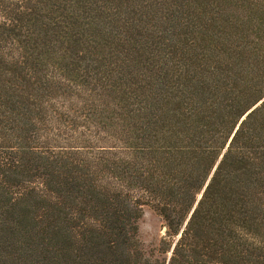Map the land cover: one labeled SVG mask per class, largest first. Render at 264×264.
<instances>
[{"label":"trees","instance_id":"1","mask_svg":"<svg viewBox=\"0 0 264 264\" xmlns=\"http://www.w3.org/2000/svg\"><path fill=\"white\" fill-rule=\"evenodd\" d=\"M207 3L36 0L15 5L35 31L3 19L34 51L0 35V264H264V22L212 30ZM68 85L122 100L121 147L57 145L44 101ZM145 207L166 229L150 248Z\"/></svg>","mask_w":264,"mask_h":264},{"label":"rangeland","instance_id":"2","mask_svg":"<svg viewBox=\"0 0 264 264\" xmlns=\"http://www.w3.org/2000/svg\"><path fill=\"white\" fill-rule=\"evenodd\" d=\"M36 0H0V35L5 30L1 27L3 19L11 18L18 25L26 26L23 32L28 29L35 31V28L29 24L28 18L21 20L17 16L16 3L21 5H30ZM207 8L205 14L208 17L207 23L210 24L212 30L222 32L240 33L242 26H236L240 20L245 22H264V0H204ZM31 7V6H30ZM213 19V25L211 23ZM256 24V23H254ZM249 25V23L247 24ZM246 25V26H247ZM7 46L11 47L14 42L16 46V55L19 57L31 56L33 53V44L30 40H25V37L10 36L8 33ZM11 41H13L11 43ZM9 47V48H10ZM8 51V50H7ZM9 52V51H8ZM67 91L71 90L69 97L61 98L62 94L55 95L53 93L45 98V105L50 110L48 117L54 116V128L59 134L56 140L58 146L77 148L85 151H97L106 147H121V142L114 141L117 134H121L124 129L123 123L126 124L120 116L122 111L120 99L112 96L109 100V106L105 104L99 97L90 98L76 85L65 86ZM106 109V110H104ZM125 109V108H124ZM126 111V110H125ZM54 130V129H53ZM140 235L147 247H155L162 237L165 235L163 219L152 208L145 207L144 214L139 221Z\"/></svg>","mask_w":264,"mask_h":264}]
</instances>
